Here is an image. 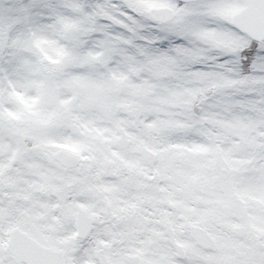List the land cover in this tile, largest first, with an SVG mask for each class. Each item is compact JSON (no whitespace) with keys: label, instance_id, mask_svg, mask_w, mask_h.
Segmentation results:
<instances>
[{"label":"rangeland","instance_id":"rangeland-1","mask_svg":"<svg viewBox=\"0 0 264 264\" xmlns=\"http://www.w3.org/2000/svg\"><path fill=\"white\" fill-rule=\"evenodd\" d=\"M153 1L148 0L150 4ZM82 2L65 0L69 12L44 26L40 34L16 35L12 43L27 37L29 47L24 43L12 45L3 58L5 62L20 63L24 70L10 79L0 76V247L6 248L9 228L22 224L33 232L29 223L45 213L39 209L42 194L33 186L47 187L56 179L57 200L67 202L73 189L67 190L66 185L76 183L58 164L48 160V154L25 151L22 139L29 138L47 149L64 147L82 152L86 162L95 159L99 163L107 158L117 165L116 176L82 178L85 187L81 189V204L97 218L90 241L75 242L76 234L68 226L58 232L48 231L52 216L42 225L45 231L37 233L41 240L66 244L67 264H98L94 243L106 246L111 264H131V197H115L113 191L116 177L131 169V134L134 143L142 140L152 146L177 144L192 149L206 146L208 138H218L216 135L226 139L221 134H255L247 140L263 138L264 142V117L238 112L230 117L217 114L193 118L182 108L164 106L165 102L176 101L182 107V93L158 92L153 86L155 82H148L143 70L129 64L123 66V62L107 56L104 49L75 48L66 59L67 39L97 30L95 18L81 14L77 7ZM15 3L16 0H0V17L11 13ZM43 57L48 58V63H43ZM117 124L125 127L130 139L122 149L114 145ZM160 134L173 136L160 138ZM192 154L191 158H196ZM121 180L124 179H118ZM95 194H99V202L93 198ZM117 202L124 211L114 215L112 210ZM25 206L31 211L24 212ZM12 209L17 211L12 214ZM52 213L61 217V211ZM187 239V258L178 264H190L193 258L207 260L204 253L191 248Z\"/></svg>","mask_w":264,"mask_h":264},{"label":"flooded vegetation","instance_id":"flooded-vegetation-1","mask_svg":"<svg viewBox=\"0 0 264 264\" xmlns=\"http://www.w3.org/2000/svg\"><path fill=\"white\" fill-rule=\"evenodd\" d=\"M163 2L154 0L151 5L162 6ZM128 59V64L134 66L136 58L129 54ZM136 67L132 68L142 70L139 64ZM164 106L172 108L179 104L170 101ZM254 135L221 134L227 136L226 139L216 135L218 138H208L206 146L192 149L177 147V144L152 146L142 140L134 143L131 134V169L116 177V189H113L115 197L121 194L131 197V264H178L183 260L177 256V245L186 249V237L192 249L205 254L209 264H245L255 254L264 253V142L263 138L247 140ZM166 136L173 134L159 135L160 138ZM230 136L240 138L233 140ZM22 142L25 151L48 154V160L58 164L76 183L66 185L67 190L73 189L67 202L57 200L56 179L47 187L33 186L42 194L39 209L45 213L29 223L33 232L26 230L25 225L16 224L7 230V236L11 229L20 227L46 246L66 251L67 246L64 247L62 241H43L37 234L45 231L42 225L52 216L48 231L58 232L68 226L76 234L75 242L90 241L97 218L81 204V189L85 187L82 178L116 176L117 165L107 158L99 163L89 159L87 163L85 154L76 152L79 164L74 168L65 167L53 158V154L64 147L47 149L29 138H23ZM144 146L150 149V157L144 155ZM191 153L196 158H191ZM106 160L111 163L108 170L103 168ZM93 198L97 202L101 200L99 194ZM118 205L117 202L112 210L114 215L124 211ZM82 209L94 220L93 229L86 238L78 236L76 222ZM16 211L12 209L10 213ZM56 211H61V217L53 216L52 212ZM94 247L95 253L99 250L107 253L104 244L94 243Z\"/></svg>","mask_w":264,"mask_h":264},{"label":"snow or ice","instance_id":"snow-or-ice-1","mask_svg":"<svg viewBox=\"0 0 264 264\" xmlns=\"http://www.w3.org/2000/svg\"><path fill=\"white\" fill-rule=\"evenodd\" d=\"M97 30L67 39L66 59L79 48L104 49L127 67L135 57L148 82L162 94L184 95L182 110L193 118L251 112L264 117V0H83L77 6ZM65 0H16L0 17V76L19 75L20 63L5 62L13 38L40 34L69 12ZM114 39L115 46L113 47ZM0 264H39L20 238L0 247ZM190 264H209L193 258ZM245 264H264L257 253Z\"/></svg>","mask_w":264,"mask_h":264},{"label":"water","instance_id":"water-1","mask_svg":"<svg viewBox=\"0 0 264 264\" xmlns=\"http://www.w3.org/2000/svg\"><path fill=\"white\" fill-rule=\"evenodd\" d=\"M44 61H46V59ZM117 129L121 136L116 140V144L123 146L127 142V134L121 126H118ZM54 157L60 160L63 164L70 167L77 165L79 162L77 155L67 150H60L56 152ZM77 222L79 235L81 237H86V235H88V233L91 231L93 219L88 217L83 211H80ZM10 235L11 238L9 243H11L13 239L20 238L26 250L33 257L39 259V264H65V252L63 250L45 247L39 244L35 239L29 237L25 233L20 232L18 229L13 230ZM177 250L178 256L183 258L186 257V254L181 246H179ZM97 257L101 264H108V261L104 255V251H98Z\"/></svg>","mask_w":264,"mask_h":264}]
</instances>
